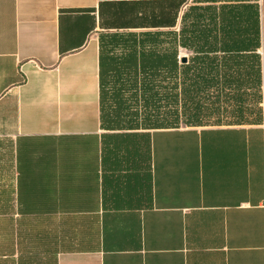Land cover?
Listing matches in <instances>:
<instances>
[{
    "label": "crops",
    "instance_id": "crops-1",
    "mask_svg": "<svg viewBox=\"0 0 264 264\" xmlns=\"http://www.w3.org/2000/svg\"><path fill=\"white\" fill-rule=\"evenodd\" d=\"M181 28L259 44L264 85V0H0V264H264V106L164 128L101 105Z\"/></svg>",
    "mask_w": 264,
    "mask_h": 264
},
{
    "label": "trees",
    "instance_id": "trees-1",
    "mask_svg": "<svg viewBox=\"0 0 264 264\" xmlns=\"http://www.w3.org/2000/svg\"><path fill=\"white\" fill-rule=\"evenodd\" d=\"M206 40L199 32L187 35L183 28L179 33L146 34L139 44L151 41L155 44L153 52H139V59L146 66L139 70L133 67L137 52L125 54L130 68L125 70L129 84L116 86L115 93L121 98L104 103L106 88L101 80V105H111L114 110L141 109L153 127L212 125V120L220 124L223 117L237 123L259 121L263 77L261 56L256 52L259 44L217 49L206 47ZM183 50L193 55L182 61ZM137 72L146 73L147 80L136 83ZM114 73L121 77L120 69ZM125 92L127 99L123 96ZM251 101L258 106L256 110Z\"/></svg>",
    "mask_w": 264,
    "mask_h": 264
},
{
    "label": "rangeland",
    "instance_id": "rangeland-1",
    "mask_svg": "<svg viewBox=\"0 0 264 264\" xmlns=\"http://www.w3.org/2000/svg\"><path fill=\"white\" fill-rule=\"evenodd\" d=\"M262 86H264V85L263 84L261 85V88H262V97H263L264 88ZM263 100L264 99L262 98V101L260 102V106H261L262 110H263V106H264V104H263L264 101ZM250 104L252 105V107H254L255 110L257 109L258 106L256 104H254L253 101H251ZM251 115H253V114H251ZM249 118H253V117L249 116ZM228 122H233V121L231 119H229V117H223L222 118V123H228ZM212 123H217V121L212 120Z\"/></svg>",
    "mask_w": 264,
    "mask_h": 264
},
{
    "label": "water",
    "instance_id": "water-1",
    "mask_svg": "<svg viewBox=\"0 0 264 264\" xmlns=\"http://www.w3.org/2000/svg\"><path fill=\"white\" fill-rule=\"evenodd\" d=\"M181 60H182V61H185V60H186L185 56H183Z\"/></svg>",
    "mask_w": 264,
    "mask_h": 264
}]
</instances>
